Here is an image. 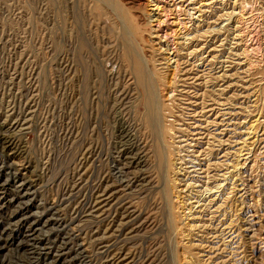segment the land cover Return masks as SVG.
Segmentation results:
<instances>
[{"label":"rangeland","instance_id":"rangeland-1","mask_svg":"<svg viewBox=\"0 0 264 264\" xmlns=\"http://www.w3.org/2000/svg\"><path fill=\"white\" fill-rule=\"evenodd\" d=\"M58 1L0 0V264H264V0L139 1L157 101L183 97L171 173L143 154L122 81L86 116L79 89L63 96L60 30L74 17L80 33L92 2ZM78 33L66 54L85 78Z\"/></svg>","mask_w":264,"mask_h":264},{"label":"bare ground","instance_id":"bare-ground-1","mask_svg":"<svg viewBox=\"0 0 264 264\" xmlns=\"http://www.w3.org/2000/svg\"><path fill=\"white\" fill-rule=\"evenodd\" d=\"M61 1L63 3V0H61ZM61 1L60 0L58 1L60 3V5H61ZM139 1L140 0H91V2H92V5L91 6H93V7H95V6L100 7L101 12H102V15L101 16L104 15V17H106L107 20L109 21V24H110L109 30H110V32H108L106 34V35H108L106 37L107 40L106 39L103 40V38H101L100 35L99 36L97 35V29L98 30L101 29L102 32H105L106 30H103V27L104 26H101L100 23L97 21L98 19L96 20L94 18V15L95 14L93 15V14L90 13L91 12V6H89L90 9H87V11L85 12V17H87V23L86 22H83L84 20L82 21L84 24H82L79 27L80 28V33H78V31L75 30L76 22L74 23V21H73L74 17H72V15L69 14L73 18L71 20L70 17H69V19L71 20L68 23V25H69L70 28L69 29H61L60 28L61 29L60 30L61 31L60 33H61V36H62L61 37L62 38V44H63V46L60 45L62 47L61 64H60V66H61V73H62L61 75H62V78H63V80H62V91H63V96L65 97V99H68V96H70V92L69 91H73L74 96H76L77 95V92H78V89H79V91H80L79 93H81L80 95L82 96V103H81L80 109H82L83 113L85 114L84 116H86L87 115L86 113L88 111L87 108L89 106H91V104L94 101L97 104L98 101L101 100V99L103 100V102L105 101L106 98L109 99L108 96H105L106 98L104 99V95L106 94L105 91L108 90L107 89V84L109 83V81H113L114 78H115L116 79V81L114 80L115 82H117L118 80L120 81L118 85H120V83L123 82V85H120V86H122L120 88V89H122L121 92L123 94L125 93L124 95H126V93H127L128 95H126V96H128V97L130 96L129 97V100H130V104L132 105L130 107H134L135 108V110L133 108V110H134L133 111L134 112V114H133V123L134 124L133 125L135 126V129H136V137L143 144L142 145V148H143V151L142 152L144 154V146L146 144V146H145V151L147 153L146 157H148V160L154 161L155 162L154 164H156V166L160 169L166 163L165 162V159H164L166 157V154L169 153V152L171 154V151L173 150L174 145H175V147H177V149H178V146H180V144L178 146H176L178 143L175 142L177 144H174L173 141L175 140V138H179V137H175L174 138V136L177 135L176 133L179 131V128L176 125V123L178 121L179 115L177 116L176 112H178V108L180 106L179 103H180V100L183 97L181 96L182 98H179L180 99V100H178L179 102L177 101V99L174 100L172 98H171L172 100L170 99L171 101L169 103L168 102L164 103L165 99H163L164 101L161 104L157 101V99H159L158 98L159 95L157 94L159 89H157V87L159 88V86L162 84L163 80H165L164 79V74H163L164 71L162 70V68H160L161 70L158 69L160 66L156 68V66H154V65L151 66L152 64H150V63H152L151 59L153 60V57L150 58L149 57L150 55H148L150 53H148V52H151L152 51L151 48H152L153 44L151 45V43H150L151 42V39H149L148 36H147V34H145V29L144 28L146 27L147 24L146 25L143 24V19L144 18L141 16L140 13H138L139 12L138 9L140 10L139 6L141 4L140 3L141 1L140 2ZM64 2H65V0H64ZM68 3H65V4H67L69 6ZM93 3H94V5H93ZM83 4L84 3L82 2V7H80V8H83V6L85 7V5H83ZM66 15H68V14H66ZM92 15H93V17H92ZM62 16H64V15H62ZM82 16H83V14L81 15V17ZM97 16H96V18H97ZM60 18L63 19L62 17H60ZM65 19H63L61 21H64ZM69 19L67 17L66 20L69 21ZM61 21H60V23H61ZM100 22H101V20H100ZM62 23H65V22H62ZM97 23H99V25L101 26V28L99 27V25ZM101 24H102V22H101ZM62 25H61V27H62ZM64 26H65V24H64ZM143 26H145V27H143ZM105 28H106V26H105ZM65 30H68V32L65 31ZM98 32L100 33V31H98ZM193 32H196L197 34L196 35L194 34L195 36L194 35L192 36L193 37L192 38V42L191 41L190 42L188 41L189 43H191V45H189L187 47V49H188L187 52L190 53V54H194L195 52H197L196 51L197 50V48H196L197 45H196V43H194V45H193V42H197L198 38L203 35V33H202V35L199 34L200 32L198 31V29H195V28H194V31ZM77 33L80 34L86 40V46L85 47H87V49H86L87 52H86V50L83 47L82 48L85 50L86 53L90 54L87 57L88 58V61L86 60V62H87L86 65H88V70H85V71H87V73L86 72L85 73L82 72L83 75L84 74H87L85 78L83 76L82 77L80 76L81 78L78 77V75H79V74H77L78 71L76 72V70H75L76 69L75 68V64L76 63H77L76 65H79L80 64L79 61L74 62V60H73L75 58L76 54H74V55L72 54L71 55L72 58L70 56V58L72 59L71 61H69L70 58L68 59V57H67L68 54H66L68 52L66 48H68L71 53L72 52L74 53V50L76 49V47L74 45V42L76 41L77 37H79V35H77ZM101 35H105V34L104 33L103 34L101 33ZM79 41L82 43L81 40H79ZM106 41H107V43H106ZM83 44H82V46H83ZM61 47H60V49H61ZM149 47H150V50L148 49ZM80 54H81V52H80ZM151 55H153V54H151ZM73 56H74V58H73ZM78 56H77V58H78ZM83 58H84V56H83ZM76 60H79V59H76ZM108 61L114 62V63L117 64V65H115V64L112 63L113 66L114 65L117 66V69H116L115 72H113V70L111 71L112 68L110 70L107 69L109 67H107L105 63L108 62ZM78 62H79V64H78ZM154 62H155V60H154ZM107 64L110 65V63H107ZM153 64H155V63H153ZM81 66H84V65L81 64ZM77 68L80 69L79 67H77ZM81 69L84 70L85 68L84 69L81 68ZM168 74H166V75H168ZM176 78H177V76H176ZM166 80H167V78H166ZM171 80H172V78H171ZM176 80L177 79H175V81ZM175 81H174V83H177V81L176 82ZM158 84H159V86H157ZM163 85H165V87H167L166 84L163 83ZM169 85L170 84H168V86ZM161 87H163V86L161 85L160 88ZM173 87H175V86H173ZM120 89H118V91H120ZM159 93H160V91H159ZM118 94H119V92H118ZM178 95L179 94H177V96ZM74 96H72V97L75 98ZM79 98H76L75 100H77V99L79 100ZM114 100L115 99H113V101ZM125 101L127 102V100H125ZM161 102H162V100H161ZM96 104H95V107H96ZM99 104H101V106H102V103H99ZM189 105H191L190 102H189L188 106ZM93 106L94 105L92 104L91 107L93 108ZM181 107H183V106H181ZM90 108H89V110H90ZM98 109H99V107H98ZM185 109H187V108H185ZM181 110H184V109H181ZM82 111H81V113H82ZM94 112H97V111L94 110ZM185 113H186V111H185ZM183 114H184V112H183ZM181 115L182 114H180V117H181ZM180 117H179V119H181ZM80 118H81V116H80ZM91 119L93 120V118H91ZM86 120L84 119V121H86ZM80 121H82V120L80 119ZM89 123H90V121H89ZM178 123H180V122L178 121ZM84 124H85V122H84ZM85 128H87V127H85ZM183 129H184V127H183ZM85 132H87V131H85ZM184 133H188V132H184ZM184 135L185 134H183V136ZM173 138H174V140H173ZM179 140H180V138H179ZM176 141H177V139H176ZM207 142H209V141H207ZM3 144L6 147H9V148L11 147V144H10L9 141H5ZM196 144H198V143H196ZM198 150H200V149H198ZM178 151H179V149L176 152H178ZM209 151H211V150H209ZM148 154H149V156H148ZM206 155H207V153H206ZM211 155H212V153H211ZM166 159H168V158H166ZM204 160H206V159H204ZM171 163L167 161V163L165 165V166H167L166 167V170L170 171V169L173 168V167H171V165L173 163L172 164ZM82 169H81V171H82ZM168 171H167V173H168ZM172 171L173 170H171L170 173ZM85 172H86V167H85V169H83L82 173L84 175H86ZM165 176H168V175H165ZM162 178L164 179L163 176H162ZM171 178H169V179H171ZM170 182H172V180L169 181L168 184ZM165 183H166V181H165ZM164 187H165V185H164ZM169 187L171 188L170 184H169ZM169 187L167 186L165 188H169ZM108 189H110V188H108ZM108 189H102V190H100L101 193H99V195L104 194ZM168 190L170 191V189H168ZM169 191H166V192L168 193ZM111 195H113V194H111ZM97 203L99 204V206L96 209H97V211L99 209L101 211V209L102 210L103 209H106L107 210L109 208L110 201L108 200L107 197H102L101 199H98V202ZM173 214H174V211H173ZM173 214H172V216H173ZM104 230H105L104 233L106 234V233L109 232L110 229H109V227H105ZM117 254H118L117 255L118 257L121 256V254H119V253H117ZM130 255H131V252L127 251V253H125V255H124V258L123 259H122V257L120 258V261L122 262V260L128 259L130 257Z\"/></svg>","mask_w":264,"mask_h":264}]
</instances>
